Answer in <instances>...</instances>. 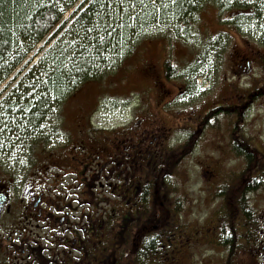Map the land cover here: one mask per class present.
Instances as JSON below:
<instances>
[{
  "label": "rangeland",
  "instance_id": "374dc122",
  "mask_svg": "<svg viewBox=\"0 0 264 264\" xmlns=\"http://www.w3.org/2000/svg\"><path fill=\"white\" fill-rule=\"evenodd\" d=\"M229 2L233 7L226 10L214 3L205 6L189 22L166 18L139 27L120 66L109 69V62L108 76L80 86L38 129L47 141L44 152L41 145L36 148L37 158L36 152L30 154L34 133L25 132L22 139L17 136L5 145L0 185L7 187L10 197L18 195L23 183L39 185L43 180L45 188L72 183L81 202L94 198L95 216L108 208L114 219L123 212L125 195L120 198L114 195L119 192L101 185L108 182L114 187L124 177L112 181L117 170L113 175L98 174L97 162L121 139L137 137L143 142L139 148L150 144L152 150L139 161L141 166L137 164V175L156 162L164 172L156 174L158 183L151 190L156 194L151 201L156 218L139 212L148 221L139 233L132 224L118 227L125 236L120 244L130 241L128 256L120 264L140 258L142 239L150 234L161 238L167 248L144 256L145 264L147 260L149 264H252L234 261L241 256L233 252L236 247L247 249L239 237L248 233L249 218L246 223L242 219L247 212L243 195L257 214L264 213V185L252 188L250 182L264 175V96L254 101L259 88L264 92V0ZM151 3L161 16L160 4ZM35 48L28 55L30 64H36L40 55L39 45ZM238 53L244 61L250 60V67H233ZM166 60L172 63V75L165 74ZM14 74L1 83L0 98ZM87 121L89 128L83 129L81 124ZM87 152L89 157L94 154L89 170L79 164ZM91 173L87 191L80 183ZM131 198L140 208L138 195ZM176 199L181 203L178 209ZM108 236L118 240L113 233ZM223 238L232 239L230 247L221 245Z\"/></svg>",
  "mask_w": 264,
  "mask_h": 264
},
{
  "label": "trees",
  "instance_id": "16d2710c",
  "mask_svg": "<svg viewBox=\"0 0 264 264\" xmlns=\"http://www.w3.org/2000/svg\"><path fill=\"white\" fill-rule=\"evenodd\" d=\"M151 1L160 4L161 16ZM212 3L220 10L233 7L229 0H0V85L15 72L0 98V155L13 138L22 139L29 132L37 136L30 143V154L36 152L37 158L36 148L41 145L44 152L47 141V135H40L38 129L51 114L57 115L63 102L80 86L108 76L109 69L120 66L139 27L166 18L189 22ZM36 45L40 55L36 64H30L28 55ZM168 61L163 67L165 74L172 75V63ZM109 62L112 67L106 69ZM144 168L150 177L144 173L136 203L139 212H149L156 218L151 208L156 194L151 190L158 183L156 174L161 175L164 167L156 162ZM175 203L178 209L179 199ZM124 219L122 227L130 223L129 216ZM161 242L158 236L145 235L140 245L142 255L166 249L167 244ZM220 243L230 247L232 239L223 238ZM134 259L126 264L136 263Z\"/></svg>",
  "mask_w": 264,
  "mask_h": 264
},
{
  "label": "flooded vegetation",
  "instance_id": "af4514ba",
  "mask_svg": "<svg viewBox=\"0 0 264 264\" xmlns=\"http://www.w3.org/2000/svg\"><path fill=\"white\" fill-rule=\"evenodd\" d=\"M233 64L237 69H243L244 65L250 67V60L244 61L238 53ZM257 93L259 99L264 96L262 88ZM142 144V140L137 137L121 139L119 145H113V152L109 151L107 156L97 162L98 174L113 175L117 170V176L110 179L114 181L120 175L124 177L114 187L108 182L101 185L106 191L119 192L114 193L118 197L120 194L125 195L122 199L128 194L123 212L114 219L109 216L111 209L108 208L105 214L95 216L94 198L81 202L78 193L74 192L77 188L72 183L48 188H45L43 180L39 185L23 183L18 187V195L14 198L10 197L5 185H0V264H120L119 261L126 254L128 241L125 239L120 244L125 237L118 230V227H122V220L129 216L130 223H126V226L132 224L131 227L137 231L144 229V220L137 213L138 208L131 203V194L137 195L140 191L138 185L141 180L137 175V164L141 166L139 161L152 153L150 144L139 148ZM85 154L79 164L82 169H92L93 161L90 159L94 158V154L90 157V153ZM92 174L86 176L88 179L84 177V181L80 183L86 185L84 190L91 189L89 177ZM255 178L250 181L252 188L264 185L263 174L260 173ZM243 196L247 212L242 219L246 223V217L249 218L248 233L239 237L247 249L236 247L233 256L239 254L241 257L234 258V261L264 264V213L260 211L257 214L254 206L249 203L248 196ZM131 213L135 214L136 219L134 216L130 217ZM105 215L109 217L106 218ZM133 221L135 224L131 223ZM108 232L117 235L118 240L110 238ZM234 241L236 245L240 244L237 239Z\"/></svg>",
  "mask_w": 264,
  "mask_h": 264
}]
</instances>
